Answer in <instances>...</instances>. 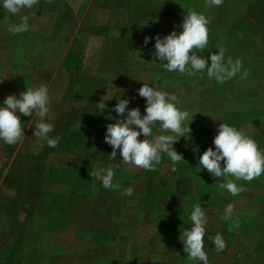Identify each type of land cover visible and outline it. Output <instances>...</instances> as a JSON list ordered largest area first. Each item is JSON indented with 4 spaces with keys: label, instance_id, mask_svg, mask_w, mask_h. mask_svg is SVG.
Returning a JSON list of instances; mask_svg holds the SVG:
<instances>
[{
    "label": "rangeland",
    "instance_id": "rangeland-1",
    "mask_svg": "<svg viewBox=\"0 0 264 264\" xmlns=\"http://www.w3.org/2000/svg\"><path fill=\"white\" fill-rule=\"evenodd\" d=\"M189 9L209 21L208 44L198 54L207 58L224 47L225 60H241L247 79L238 74L220 84L206 72L181 75L153 60L154 38L182 32ZM24 15L29 30L9 32ZM145 37L151 38L146 46ZM0 81V106L8 95L47 86L43 122L59 138L56 148L48 147L34 136L40 118L16 113L24 137L15 145L0 140V264H202L188 258L180 240L197 204L206 213L209 264H264V215L245 241L252 228L238 224L244 216L235 207L229 221L220 219L233 205L227 191L229 198L215 194L225 178L198 166L204 151L215 150L217 118L229 109L233 116L223 123L264 147V0H223L220 7L206 0H38L15 16L0 5ZM143 83L177 96V107L189 113L184 126L190 123L191 133L173 145L184 158L175 172L166 154L147 171L124 164L119 150L113 160L105 143L107 125L123 119L113 111L117 100L146 114L138 94ZM104 96L101 111L95 105ZM160 134L170 133L154 124L153 135ZM117 164L119 189H105L89 175ZM127 188L131 196L122 194ZM218 233L226 242L221 252L209 238Z\"/></svg>",
    "mask_w": 264,
    "mask_h": 264
},
{
    "label": "clouds",
    "instance_id": "clouds-1",
    "mask_svg": "<svg viewBox=\"0 0 264 264\" xmlns=\"http://www.w3.org/2000/svg\"><path fill=\"white\" fill-rule=\"evenodd\" d=\"M48 2L50 3L51 0ZM37 4L38 0H0V5L3 6L5 12L14 16L21 13L23 9H31ZM206 4L208 7H220L223 5V0H206ZM28 19L27 15L22 16L19 23L9 24L8 31L13 34L28 31ZM208 23L205 15L192 9L187 10L180 25L182 32L178 34L172 31L163 38L159 35L154 38L153 60L158 58L167 71L179 72L181 75L206 72L209 78H214L220 84L231 80L238 74L241 79H247L249 72L242 70L241 60L233 61L230 58L225 60L226 49L224 47H219L207 58L198 54L203 52L208 44ZM150 39L145 37V46ZM138 94L146 100L145 115L141 116L139 108L128 110V99H119L114 106L113 111L123 119H116L115 123L107 125L104 140L112 148L110 156L115 160L117 150H119L124 164L153 171L160 163L162 154H166L173 164L171 170L175 172L177 170L175 165L184 158L174 149L173 145L181 137L187 138L191 133L190 123L187 127L184 126L189 113L177 107L180 103L177 96L147 84L143 83V86L138 89ZM107 100L105 96L102 97L95 105L96 109L104 110ZM3 104L4 106H0V140L8 145H15L19 142L24 137V127L20 116L16 113L27 117L35 113L40 120L34 126V136L43 138L50 148L58 146L59 138L50 137V134L55 131L54 125L43 122L49 113L50 98L47 86L27 88L26 91L20 93L19 98L14 94L8 95ZM157 123L164 132L170 134L154 136L153 125ZM141 134L144 137L143 140L138 139ZM213 144L215 150L209 147L204 151L199 156L198 166L207 170L214 178H225L226 182L221 183L219 187L226 189L232 196H237L243 191V188L239 187L235 181L251 182L264 174V152L245 132L226 123H220ZM221 162H223V167ZM119 166L117 164L109 165L107 169L98 168L89 175L102 182L105 189H119L120 186L114 183L115 173L113 171L114 167ZM122 194L131 196L133 189L127 188ZM233 213L234 205L228 204L220 219L227 222L232 218ZM190 221V229H186L180 235L184 252L190 260L209 264L208 255L204 251L207 219L201 204L194 206L190 213ZM209 238L213 241L217 252L226 248V242L221 234L218 233Z\"/></svg>",
    "mask_w": 264,
    "mask_h": 264
},
{
    "label": "crops",
    "instance_id": "crops-1",
    "mask_svg": "<svg viewBox=\"0 0 264 264\" xmlns=\"http://www.w3.org/2000/svg\"><path fill=\"white\" fill-rule=\"evenodd\" d=\"M227 111L225 113V117H223L224 115L219 114L220 118H217V121L220 119L219 121L223 123L222 119H226V121H228V119H230L233 116V114H230L231 113L230 109L228 112ZM258 147L262 148L264 152V147H261L260 145H258ZM262 178H264V174H261V176L259 177L258 183H257L258 185H252L251 183H248V182L237 184L239 187L243 188V191L237 196H232L231 194H229L232 197V202L235 207V210H237L238 212L241 213L242 216H244V218H241L240 221H237L238 224L245 223L251 226L252 228L250 230V232L252 231V233L248 235V238L245 240L247 242H250L253 237V227L255 226V219L259 220L264 215V212L260 209L261 205H264V184L262 186V182H261ZM253 186H258V187L255 188ZM210 188H211L210 191H213L212 185L210 186ZM195 190H196V187H195ZM226 191H227L226 189H219L218 187L217 192L215 194L217 195V193L223 192L222 197L229 198V196L226 195ZM204 194L205 196L208 195L209 198H211L210 192L204 191ZM201 195L202 194H200V196ZM247 214H250V215L246 216ZM258 243L260 244V239Z\"/></svg>",
    "mask_w": 264,
    "mask_h": 264
}]
</instances>
